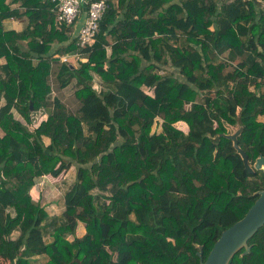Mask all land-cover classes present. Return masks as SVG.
Returning <instances> with one entry per match:
<instances>
[{
  "label": "trees",
  "instance_id": "1",
  "mask_svg": "<svg viewBox=\"0 0 264 264\" xmlns=\"http://www.w3.org/2000/svg\"><path fill=\"white\" fill-rule=\"evenodd\" d=\"M11 1L0 0V260L200 264L197 246L205 260L264 188L221 135L239 117L249 163L264 156V0H106L84 48L52 0ZM23 17L20 31L3 28ZM53 61L74 114L51 98ZM66 166L77 177L49 214L29 190ZM248 244L228 264H264V225Z\"/></svg>",
  "mask_w": 264,
  "mask_h": 264
},
{
  "label": "water",
  "instance_id": "2",
  "mask_svg": "<svg viewBox=\"0 0 264 264\" xmlns=\"http://www.w3.org/2000/svg\"><path fill=\"white\" fill-rule=\"evenodd\" d=\"M30 109H32L31 104ZM236 124L238 125V128L235 132L221 134L222 137L231 141L236 153L242 159L244 168L249 173L252 174L255 170H262L264 172V156L260 154L253 164H250L248 155L239 146L238 137L241 134L244 125L239 117L236 118ZM207 136L214 144L220 142L219 134H216L215 136L207 134ZM254 195H257V198L245 215L229 228L222 231L205 260H203L202 257V246H197V255L200 264H228L232 257L242 248L244 250L240 254L241 256L249 253L251 249V246L248 244L249 239L264 225V188L256 191Z\"/></svg>",
  "mask_w": 264,
  "mask_h": 264
},
{
  "label": "built area",
  "instance_id": "3",
  "mask_svg": "<svg viewBox=\"0 0 264 264\" xmlns=\"http://www.w3.org/2000/svg\"><path fill=\"white\" fill-rule=\"evenodd\" d=\"M55 5L56 19L59 23L68 27H73L82 18L77 31V44L84 48L90 46L96 38L100 29V22L103 14L108 8L106 0H52ZM80 58V55L74 53L63 57V60ZM50 83V82H49ZM51 85V84H50ZM46 117L45 110H38L30 114L29 123L32 127H36Z\"/></svg>",
  "mask_w": 264,
  "mask_h": 264
},
{
  "label": "rangeland",
  "instance_id": "4",
  "mask_svg": "<svg viewBox=\"0 0 264 264\" xmlns=\"http://www.w3.org/2000/svg\"><path fill=\"white\" fill-rule=\"evenodd\" d=\"M70 60L73 63L76 62L75 61L76 59H74V58H72ZM52 79L54 80V78H52ZM52 79H50V80L53 81ZM52 88L54 90V85H52ZM143 88H145V91H147L148 93H151L150 89H148L146 87H143ZM51 91H52V89H51ZM62 92H63V95L66 97L71 96L74 92L73 84L68 85L66 87V89L63 90ZM55 94L58 95L57 92ZM55 97H56V95H54L51 92V98L53 99ZM17 117H19V116H17ZM38 122H41V120H39ZM160 122L161 121L159 120L158 122L154 123L153 128H152L153 131H155V132L161 131ZM176 126L178 127L179 124H177ZM225 126H226L227 133H233L238 128L237 124L236 125H229V124L225 123ZM32 128H34V127H32ZM184 128H185L184 130L187 131L186 127H184ZM0 134H3L1 132V130H0ZM49 176H51V175H46L45 178L48 179ZM76 177H77L76 169L73 166H69V167L66 166L65 168H63L61 170V173L58 176H55V177L52 176L50 181L53 183H51L52 188H51V190H49L48 198H46V197L43 198V199H47V201H45L44 203H40L49 214H59L65 209V193L67 192L69 186L74 183ZM35 186L36 185L31 187V189L29 190V193H30L32 199L35 202H37V200H38L37 194H39L38 192L42 189V186H41V189H40V187L35 188ZM97 192H99L97 189L91 190V193H97ZM84 232H85L84 223L80 222V224L76 228V235L81 236L84 234ZM46 240H50V237H46ZM115 257H116V255H114V258ZM35 262H36V264H44L45 259L39 257L36 259ZM0 264H8V262L0 260Z\"/></svg>",
  "mask_w": 264,
  "mask_h": 264
},
{
  "label": "crops",
  "instance_id": "5",
  "mask_svg": "<svg viewBox=\"0 0 264 264\" xmlns=\"http://www.w3.org/2000/svg\"><path fill=\"white\" fill-rule=\"evenodd\" d=\"M11 2H12L11 0H7V3H11ZM10 6L13 7V8L14 7H18V3H13L12 2ZM81 22H82V18H80L78 20V23L72 27L73 31H72L71 35L74 38L77 36V31H78V28H79V25H80ZM25 24H27V19L24 18V17L23 18H10V19H7L6 21H3V28L5 30L20 31L24 27ZM0 61L3 62V58L0 59ZM59 64L60 63L57 62V61H55V62L53 61L52 62V68H51V73H50L51 77L49 78L48 82H50L49 85L51 84L50 85V87L52 89L51 92L54 95H56V98L60 99L61 102H63L65 104V106L68 108V110L71 113L74 114V113H76L78 111V109L80 107V102L75 97L74 92H73V94L71 96L66 97V96L63 95V92H62L63 90L66 89V87L61 89L58 86V82H57V79H56V73H57V71L59 69ZM52 78H54V80ZM50 79H52L53 81H51ZM52 85H54V90L52 88ZM142 89L145 91V88L142 87ZM56 92L58 93V95L55 94ZM15 113H16V111H15ZM16 115L19 116L18 114H16ZM48 179L42 178V179L38 180L37 183L35 184L36 185L35 188L36 187H38V188L40 187V189H41V186H42V189L38 192L39 194H37V199H38L37 202H39V203H44L45 201H47V199H43V198H45V197L48 198L49 190H51V188H52V184L51 183H53V182L50 181L51 180V176H49Z\"/></svg>",
  "mask_w": 264,
  "mask_h": 264
}]
</instances>
